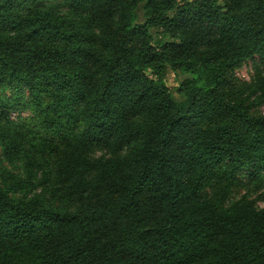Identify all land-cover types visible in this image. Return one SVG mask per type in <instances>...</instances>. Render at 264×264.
I'll use <instances>...</instances> for the list:
<instances>
[{"label":"trees","instance_id":"obj_1","mask_svg":"<svg viewBox=\"0 0 264 264\" xmlns=\"http://www.w3.org/2000/svg\"><path fill=\"white\" fill-rule=\"evenodd\" d=\"M263 107L264 0H0V264H264Z\"/></svg>","mask_w":264,"mask_h":264},{"label":"rangeland","instance_id":"obj_2","mask_svg":"<svg viewBox=\"0 0 264 264\" xmlns=\"http://www.w3.org/2000/svg\"><path fill=\"white\" fill-rule=\"evenodd\" d=\"M181 1V0H179ZM142 12H139V18L141 19ZM253 62L251 60H247L244 62L239 69L235 71V76L237 79L242 81H249L251 78V75L253 74ZM186 74H175L172 72H168L165 83L170 89V91L174 92V89L177 88L180 84V82L187 77ZM7 96H11V93L9 91H6L5 93ZM263 113H264V107H263ZM22 116H27L28 113H21ZM10 117L12 119L17 118L16 113H11ZM241 186H238L234 188L230 194L229 201H236L240 199L244 195H249L248 197L255 202L256 207L262 208L264 207V182L260 183H249V180L247 177H242L241 179Z\"/></svg>","mask_w":264,"mask_h":264}]
</instances>
